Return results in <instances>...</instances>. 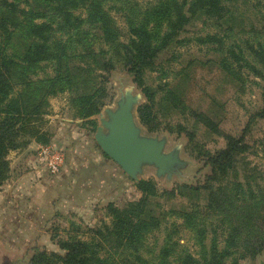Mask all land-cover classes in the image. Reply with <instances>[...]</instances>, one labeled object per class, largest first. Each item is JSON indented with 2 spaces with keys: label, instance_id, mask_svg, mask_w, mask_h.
Listing matches in <instances>:
<instances>
[{
  "label": "rangeland",
  "instance_id": "rangeland-1",
  "mask_svg": "<svg viewBox=\"0 0 264 264\" xmlns=\"http://www.w3.org/2000/svg\"><path fill=\"white\" fill-rule=\"evenodd\" d=\"M10 1V0H9ZM141 7L157 4L159 0H133ZM179 4L184 3L186 12L191 0H176ZM23 7V5H21ZM110 15L121 34L119 43L126 44L128 28L125 22L123 11L117 7H108ZM75 14L85 16L82 10L74 11ZM43 19H35L36 23L43 22ZM52 39L64 41L68 38L64 29L58 23L52 24ZM64 28V27H63ZM88 28V27H85ZM93 31V30H92ZM218 34L222 37V31L217 28L213 21H203V18L194 19L180 34L179 39L183 40L180 46L170 48L160 54L157 65L153 70H146L140 77H135L124 65L120 50L115 46L111 48L104 44L106 50L105 59L109 60L111 67L106 71H98L96 87L100 89L99 96L102 103L99 112L87 119L77 116L73 105V98L77 94L72 90H63L54 95L48 96L49 106L47 111L34 120L35 126L40 132L48 135L50 142L58 148L63 149L67 163L74 164L73 172L69 176L62 177L58 174H48L43 171L35 158L36 149L40 142L35 137L26 134L17 137V147L8 151L4 157L7 170L5 179L0 184V264H55L47 263V260L40 259V253L64 254L59 243L68 238L76 237L82 241H89L95 238V230H100L104 225L111 223V217L107 215L106 206L108 203L122 208L127 202L138 200L141 197L140 190L136 184L140 180H152L155 183L158 197L155 199L160 205L158 213L162 217L156 229L146 234L138 254L142 258L152 262L158 261L162 247L171 244L174 248L168 257L176 264L179 255L190 254L191 257L202 261L205 257L210 258L209 250L212 244L217 245L221 250L227 230L222 227L221 214L219 210L204 205L203 196H193L187 187L203 186L208 177L211 178L210 167H204L205 153H211L225 147V140L222 134H233L243 138L248 145L247 151L238 157L236 171H229L220 179L222 187H228L232 192L235 190L230 183H243L244 190L248 189V183L252 185L256 194L259 190L264 191V180L252 181L254 172H264V118L258 116L263 107L262 84L263 81L255 75L244 61L238 58H229L232 67L237 72L233 77L228 75L219 65L221 58L220 51L215 50L216 45L202 44L196 41L198 37L207 34ZM250 38L248 34L224 38L226 45L233 46L237 55H241L236 45L243 47V58L247 61H254L245 50L244 40ZM264 40V37L262 38ZM252 42V39H250ZM10 52V49H9ZM102 56V58H104ZM189 65V66H188ZM46 75H53L51 64L41 62L39 68L29 76L32 80H39ZM19 85L14 84L13 92L17 91ZM167 89L174 90L182 95L184 104L197 112H204L218 124L220 134L213 133L202 123L194 120L186 110L175 109L164 101V94ZM131 93L136 97L134 104V115L136 124L141 128L142 134L152 137L164 138L166 140L164 151L175 152L182 165L171 175L157 176L153 166H145L143 173L136 181L129 177L111 158H109L97 144L94 134L99 125L100 117L106 118V109H115L118 101ZM148 93L153 94V99H147ZM14 95V93H12ZM2 103V107L5 106ZM145 105H151L152 118L149 122L142 120L141 110ZM5 114H0V120ZM88 120H95V127ZM19 127V123L15 126ZM26 142V143H25ZM89 146V148H88ZM97 152L104 159L113 162L121 176L126 179V190L115 193L117 197H111L101 202L85 204L84 208L78 199L74 207H68L64 211H51L46 213V219L37 221L35 229L21 227L26 218L28 205L23 199L25 180L22 183L18 178H27L30 169L37 171L41 178L51 179L53 187V198L62 199L68 188L78 185L83 177L82 169L90 166L93 161V154ZM246 164L248 169L244 170ZM38 176V175H37ZM38 178V177H37ZM18 182H17V181ZM217 182L213 184L217 187ZM186 186V194L180 195L177 188ZM262 188V189H261ZM175 190L174 195L168 198L166 193ZM244 191V196H248ZM206 193V190H205ZM109 198V197H107ZM197 200L199 202H197ZM22 206V207H21ZM185 206L186 225L184 217L172 213V208L178 209ZM193 217V225H188V219ZM195 216V219H194ZM25 228V229H24ZM102 236H106L103 234ZM98 238H96L97 240ZM105 243V242H103ZM106 245V244H105ZM108 249L100 252L101 257L107 255ZM241 251V249H239ZM121 251V250H119ZM124 253L112 251V256L119 260L126 256ZM236 253L226 256L225 264H261L264 262V248L257 252L242 254Z\"/></svg>",
  "mask_w": 264,
  "mask_h": 264
},
{
  "label": "trees",
  "instance_id": "trees-1",
  "mask_svg": "<svg viewBox=\"0 0 264 264\" xmlns=\"http://www.w3.org/2000/svg\"><path fill=\"white\" fill-rule=\"evenodd\" d=\"M107 6L123 11L128 28L126 44L118 42L121 34ZM183 7L184 3L179 4L176 0H159L146 7L133 0H0V114H5L0 120V184L6 177L4 157L17 147L20 133L35 137L41 144L50 142L47 133L40 132L34 124V120L47 111L48 96L72 90L77 93L73 105L78 117L87 119L99 112L102 105L100 89L95 87L100 74L96 73L106 71L112 65L105 59L107 52L102 45L117 46L129 72L140 77L146 70L155 69L160 54L180 46L183 41L179 39L180 34L194 19L211 20L222 31V37L216 33L207 34L196 41L216 45L215 50L221 53L219 65L228 75L237 74L229 61L234 57L244 61V65L261 78L263 107L258 116L264 118V0H191L186 12ZM78 10L84 11L85 16L74 13ZM35 19L44 21L36 23ZM55 23L66 31L68 38L64 41L51 40L52 24ZM245 34L250 36L243 41L245 50L254 60L247 61L248 64L243 58L241 45H236L241 54L238 56L233 46L226 45L223 40V37ZM41 62L51 64L53 75L34 81L29 75L39 68ZM14 84L19 85V89L13 92ZM181 97L174 90L167 89L163 99L175 109L184 110L186 107L196 122L220 134L216 122L204 112L185 106ZM147 99L151 101L153 94L148 93ZM151 109V105L142 108L144 122L152 118ZM88 121L94 128L95 120ZM222 135L225 147L204 155L203 166L210 167L211 178L208 177L203 186L187 188L193 196H203L205 206L219 210L222 227L227 230L223 249L212 244L210 258L199 261L184 253L179 255L176 264H225L226 256L238 253L243 257L245 252L253 253L264 248V191L259 190L256 194L249 182L248 196L245 197L244 191L247 190L243 187L246 183L233 184L230 181L235 190L232 192L228 187L221 188L217 182L229 171L237 170L238 157L248 149L241 136ZM242 165L244 170H252L246 164ZM249 176H254L252 181L264 180V172ZM215 182L217 187L213 186ZM136 186L141 192L138 200L127 202L122 208L107 204L111 223L95 230L92 242L68 238L59 243L64 254L42 252L40 259H46L47 263L52 260L51 263L55 264H118L112 256L114 251L127 253L119 260L121 264H174L168 258L174 251L171 244L161 248L160 257L155 262L138 254L146 234L158 227L162 217L158 213L160 205L155 200L158 197L155 183L151 179L140 180ZM178 190L180 195L186 194V186H179ZM174 193L175 190H171L166 194L170 198ZM171 212L183 216L185 225L186 215L192 213L186 214L185 206L172 208ZM192 222L190 216L188 225H193ZM104 248L108 252L101 257ZM235 262L234 259L232 264Z\"/></svg>",
  "mask_w": 264,
  "mask_h": 264
},
{
  "label": "water",
  "instance_id": "water-1",
  "mask_svg": "<svg viewBox=\"0 0 264 264\" xmlns=\"http://www.w3.org/2000/svg\"><path fill=\"white\" fill-rule=\"evenodd\" d=\"M135 102L136 97L127 93L115 109H106V118L100 117L94 138L101 150L132 179L138 181L145 166H153L157 176H169L182 162L175 152L164 151V138L142 134L134 115Z\"/></svg>",
  "mask_w": 264,
  "mask_h": 264
},
{
  "label": "crops",
  "instance_id": "crops-1",
  "mask_svg": "<svg viewBox=\"0 0 264 264\" xmlns=\"http://www.w3.org/2000/svg\"><path fill=\"white\" fill-rule=\"evenodd\" d=\"M89 148V146H88ZM93 163L86 167L81 168L83 177H81L78 185L84 189H78L77 185H73L72 188H68V191L64 193L62 199L56 197L53 198V187L51 186L52 180L46 177L41 178L37 167L34 170L30 169L27 178L20 179V183L25 180L23 201L29 206L26 208V222L21 224V227L26 229H35L37 221L46 219V213L53 211H64L68 207H74V202L78 199L81 202L79 207L88 205L91 202H101L108 199L112 201L111 197H117L114 195L122 190V194L126 190V179L121 176L117 166L107 159H104L101 154L95 152L93 154ZM58 173L63 178L69 176L73 172L74 164L67 163ZM38 175V176H37ZM38 177V178H37ZM16 180V181H17ZM18 182V181H17ZM109 197V198H107ZM77 202V201H76ZM22 207V206H21ZM25 229V228H24Z\"/></svg>",
  "mask_w": 264,
  "mask_h": 264
},
{
  "label": "built area",
  "instance_id": "built-area-1",
  "mask_svg": "<svg viewBox=\"0 0 264 264\" xmlns=\"http://www.w3.org/2000/svg\"><path fill=\"white\" fill-rule=\"evenodd\" d=\"M35 151V158L44 172L55 175L64 167L66 155L54 144L39 145Z\"/></svg>",
  "mask_w": 264,
  "mask_h": 264
}]
</instances>
